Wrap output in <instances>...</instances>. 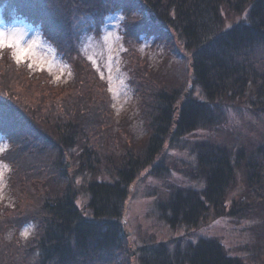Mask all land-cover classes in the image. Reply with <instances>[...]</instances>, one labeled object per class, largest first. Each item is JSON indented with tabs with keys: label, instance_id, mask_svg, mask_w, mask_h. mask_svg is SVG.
<instances>
[{
	"label": "trees",
	"instance_id": "obj_1",
	"mask_svg": "<svg viewBox=\"0 0 264 264\" xmlns=\"http://www.w3.org/2000/svg\"><path fill=\"white\" fill-rule=\"evenodd\" d=\"M9 1L40 5L41 21L53 20L60 36L57 47L68 39L63 23L70 26V13L79 16L102 3ZM106 2L122 10L123 38L135 50L124 60L142 136L136 135L134 118L117 122L110 110L104 112L111 108L110 96L99 94L97 83L84 93L85 76L93 73L86 63L77 61L67 97L41 102L37 89L63 87L19 70L2 53L0 98L12 103V134L2 157L10 171L7 203L0 196V264H264V0ZM15 9L28 21L38 15ZM231 15L240 21L229 26ZM143 37L155 38L163 48L159 63L131 49ZM227 109L251 116L255 137L239 136L232 144L198 142L186 164L195 185L171 190L158 215L174 231L197 230L221 218L246 221V239L238 233L241 243L233 251L216 238L152 241L131 257L123 232L131 186L147 169L157 177L164 174L167 167L158 164L164 148L214 128ZM3 119L0 128L7 129ZM67 158L79 161L77 172L70 173ZM27 225L33 231L24 240L18 231ZM240 246H246L242 254Z\"/></svg>",
	"mask_w": 264,
	"mask_h": 264
},
{
	"label": "rangeland",
	"instance_id": "obj_2",
	"mask_svg": "<svg viewBox=\"0 0 264 264\" xmlns=\"http://www.w3.org/2000/svg\"><path fill=\"white\" fill-rule=\"evenodd\" d=\"M106 1L102 0L98 8L88 9L86 11L88 13L84 12L79 16L76 13H70V26L67 25L66 27V23H63L68 31V39L62 38L61 47H57L60 36L55 31L53 20L46 19V21L48 20L47 23L41 21L44 12L40 5L34 3L28 6L29 4L21 1L0 0V32L5 33L9 38L15 36L22 47L31 48V59L17 63L13 57L14 49L4 48L2 53L8 55L12 59L13 65L19 70L21 69L30 75L39 73L49 82L63 87L59 89L53 87L54 89H50V91L44 85L43 90L37 89L35 94L40 97L41 102H50L54 97H67L70 89L68 85L75 78L74 72H77V61H80L81 64L86 63L93 73L90 74L91 77L85 76L87 80L84 83V93L86 94V91L90 89L93 90L92 86L97 83L99 94L102 95L104 92L110 96L111 108L104 109V112L107 113V110H110L114 114L113 120L117 122L125 117H128L129 120L134 118L132 120L134 125L132 124V126H134L136 135L142 136V124H138V121L141 122V119H138L141 114L135 99L131 72L126 70L124 55L131 52L133 56L135 53L133 48H136L142 58L159 63L162 59L163 48L160 47L155 38L143 37L141 40L135 41L136 43L132 41L134 43L131 46L133 51L130 50L123 38L124 14L120 9L108 7ZM15 7L26 12L28 9L30 11L36 10L38 15L28 21L26 16L16 13ZM7 8L8 11H12L10 17L14 16L16 20L14 23L5 26L2 19L4 14H7ZM152 21L153 23L156 22L154 16ZM238 21L240 18L237 16L226 17V23L229 26ZM63 42L64 45H61ZM33 61H35L34 64ZM41 65L44 66L43 71L40 70ZM94 77L96 80H93ZM85 78L81 77L82 80ZM186 92L188 94V91ZM100 97L102 98V96ZM41 105H38L39 109L43 108ZM11 107L12 103L0 98V125L3 121L5 123L3 118H6L9 123V125L5 124L7 129L0 128V196L2 201L6 203L9 198L7 180L10 166L2 160V157L8 153L10 148L8 137L12 131L10 130L8 114L11 115L9 111ZM226 111V113H221L219 118L223 121L217 123L214 128L199 130L194 135L186 136L181 141L176 142L174 148L169 146L164 148V152L158 161V164L167 167L164 174L157 177V174L153 175L147 169L131 186L123 218V232L126 233L128 243H130L128 250L132 255L131 257H136L139 245H150L152 241L157 243L158 241L168 242L171 240L176 244V240H179L184 244L190 241L196 242L195 240L200 237L216 238L225 245L227 250L233 251L234 246L241 243L240 238H238L239 234L243 239H246L244 234L247 228L246 221L236 222L229 218H221L208 224H202L197 230L178 229L174 231L158 215V205H163L171 190L175 189L176 186L195 185L187 175L186 164L193 159L191 150L198 142H206L212 139L215 142L219 140L232 144L239 136L255 137L257 128L252 127L251 124L254 123V119L251 116L246 117L245 113L238 109H227ZM258 121L261 120L258 119ZM66 160H68L67 165L70 173L77 172L79 161L77 162L72 158ZM81 176L79 174L75 178L79 180ZM84 201L85 198L80 200L79 205H83ZM25 231L29 233V236L33 231V226L27 225L18 231V235L27 240L28 236L22 235ZM245 247H241L242 251L239 253H244Z\"/></svg>",
	"mask_w": 264,
	"mask_h": 264
},
{
	"label": "snow or ice",
	"instance_id": "obj_3",
	"mask_svg": "<svg viewBox=\"0 0 264 264\" xmlns=\"http://www.w3.org/2000/svg\"><path fill=\"white\" fill-rule=\"evenodd\" d=\"M4 48L14 49L13 57L17 61V63L25 62L31 59V48H24L20 45V41L13 36L9 38L5 33L0 32V53H2ZM2 58V56H0ZM35 61H33V64ZM40 70H44V66H40ZM28 232L25 231L22 233L25 237L28 236Z\"/></svg>",
	"mask_w": 264,
	"mask_h": 264
}]
</instances>
